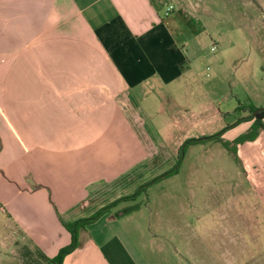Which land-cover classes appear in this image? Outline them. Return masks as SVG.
I'll list each match as a JSON object with an SVG mask.
<instances>
[{
	"label": "crops",
	"instance_id": "crops-1",
	"mask_svg": "<svg viewBox=\"0 0 264 264\" xmlns=\"http://www.w3.org/2000/svg\"><path fill=\"white\" fill-rule=\"evenodd\" d=\"M236 1L237 19L223 3L226 33L210 32L221 10L204 0H0V264L56 258L72 242L65 224L170 169L160 157L183 140L226 126L233 145L249 131L264 108V0ZM214 141L202 144L217 156L211 230L183 220L167 229L177 245L125 201L81 229L62 264H264V130L236 154ZM188 232L211 237L195 262Z\"/></svg>",
	"mask_w": 264,
	"mask_h": 264
},
{
	"label": "rangeland",
	"instance_id": "rangeland-1",
	"mask_svg": "<svg viewBox=\"0 0 264 264\" xmlns=\"http://www.w3.org/2000/svg\"><path fill=\"white\" fill-rule=\"evenodd\" d=\"M229 2L227 5L231 9V13L235 15L238 14L235 11L240 5L236 0H204V6L209 7L210 10H214L216 7L220 8V14L218 18H216V22L213 24H209L210 32L213 31H224V32H233V28L230 26L232 22L229 20L228 15L229 12L226 6L223 3ZM224 9V10H223ZM252 14H254L252 12ZM205 19L209 22L210 18L209 15L205 12L204 14ZM239 16H235L234 18L237 19ZM243 16L241 17V19ZM235 21V20H234ZM207 63L204 61L203 67L205 68ZM210 66V65H209ZM211 68V67H210ZM211 76L209 79L205 78L204 82L210 81L214 75V71L211 69L209 72ZM229 75V73H227ZM229 77H223L227 81ZM231 78V77H230ZM232 82V79H231ZM210 84V83H209ZM233 87H243L238 85V83L233 81ZM207 90L213 92L214 99L217 102H223V91H220L218 88L213 87H206ZM200 98V97H199ZM206 99V96L203 97V100ZM226 108V107H225ZM228 124H231L232 121H227ZM234 122V121H233ZM236 122V121H235ZM223 127V129H225ZM201 137H204L203 135ZM194 138V137H193ZM195 138H198L195 137ZM186 141V140H185ZM183 140L180 141L181 146H184ZM205 147H222V145L218 144V142L210 143L209 141L203 143ZM202 144H195V145H188L185 148L184 156L180 162L178 173L165 178L159 182L154 183L151 185L145 193L139 195L136 199V205L134 208L135 210L139 211L141 217H144L148 225L151 224L153 230H161L160 233L162 236L165 234L167 235L166 238L171 239L172 243L174 242L177 245H185L181 236L178 233L172 231L171 234H168L167 229L180 227L183 224V220L191 224V227H195L198 225L200 228H204V230H211V219H212V207H211V183H212V168L213 165L216 163L214 160L217 159L215 152H205L203 151ZM180 149V148H179ZM178 149V151H179ZM165 151L164 153H166ZM164 154L161 159L170 160L171 165L173 166L177 159H178V152L176 155L169 157ZM169 164V163H167ZM171 166V167H172ZM208 168H207V167ZM158 176V175H157ZM176 197L177 199H172ZM181 204L180 205V202ZM196 208H202L204 220L199 223L195 219V212ZM184 213L187 218L183 217L180 213ZM182 222V223H181ZM184 222V223H185ZM145 224V223H144ZM150 227V225H149ZM183 228V225H182ZM190 232V231H189ZM188 232V253L187 255L192 259V262L196 260V253L193 249L195 245L200 244L202 242L203 246L210 249L211 244V237L204 233L203 237L190 235ZM170 235V236H169ZM163 238V237H161ZM146 244H150L149 241H145ZM154 244H162L160 238H157L154 241ZM154 247V246H153ZM155 248V247H154ZM192 248V249H191ZM153 249V248H152ZM190 250H193L189 252ZM155 258L160 261V254L153 252ZM206 259V254L200 256V258ZM167 258V256H166ZM173 255L170 258L171 264L174 263ZM188 259V257H187Z\"/></svg>",
	"mask_w": 264,
	"mask_h": 264
},
{
	"label": "trees",
	"instance_id": "trees-1",
	"mask_svg": "<svg viewBox=\"0 0 264 264\" xmlns=\"http://www.w3.org/2000/svg\"><path fill=\"white\" fill-rule=\"evenodd\" d=\"M250 117H248V119L250 121H253L251 128L249 129V131L245 134H243L242 136H240L239 138H237L234 142L233 145L228 143L227 141H224L221 139L222 134L229 128L226 127L225 129H223L222 131H220L217 134L211 135V136H204V137H198V138H190L187 139L184 142V146H181L179 151H178V159L176 161V163L167 171L159 174L158 176L152 178L151 180L145 182L144 184H142L141 186H139L134 193H132L131 195H127L124 197H121L115 201H113L112 203L100 208L99 210H97L95 213H93L91 216L87 217V218H82V219H78L72 223L69 224H65V228L71 233L72 235V242L69 246L61 249V251L59 252L58 256L54 259H48L47 257L43 256L41 254V258L42 260L47 263V264H62L64 258L69 255L71 252H73L79 245L78 243V232L81 229H84L86 226L95 223L96 221H98L101 217H103L105 214L109 213L115 206H117L118 204L125 202V201H133L136 200L137 197L139 195H141L142 193H145L146 190L153 185L156 182H159L165 178H168L170 176H173L175 174L178 173L179 170V165L180 162L184 156V152H185V148L188 145H195V144H203L206 143L208 141L211 140H220L221 143L223 144V146L233 152L234 154H236V149H234L235 145L246 142V141H251L254 140L258 133L262 130H264V108L260 111H258V109H252L250 112ZM240 122V121H239Z\"/></svg>",
	"mask_w": 264,
	"mask_h": 264
},
{
	"label": "built area",
	"instance_id": "built-area-1",
	"mask_svg": "<svg viewBox=\"0 0 264 264\" xmlns=\"http://www.w3.org/2000/svg\"><path fill=\"white\" fill-rule=\"evenodd\" d=\"M174 8L172 6L168 7L166 15H168Z\"/></svg>",
	"mask_w": 264,
	"mask_h": 264
},
{
	"label": "water",
	"instance_id": "water-1",
	"mask_svg": "<svg viewBox=\"0 0 264 264\" xmlns=\"http://www.w3.org/2000/svg\"><path fill=\"white\" fill-rule=\"evenodd\" d=\"M260 110H262V109H258V111H260Z\"/></svg>",
	"mask_w": 264,
	"mask_h": 264
}]
</instances>
